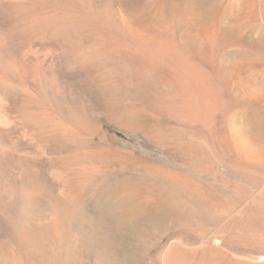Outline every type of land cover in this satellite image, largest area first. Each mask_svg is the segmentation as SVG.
Masks as SVG:
<instances>
[{
  "label": "bare ground",
  "instance_id": "bare-ground-1",
  "mask_svg": "<svg viewBox=\"0 0 264 264\" xmlns=\"http://www.w3.org/2000/svg\"><path fill=\"white\" fill-rule=\"evenodd\" d=\"M219 1L0 0V264L80 263L89 251L118 263L127 214L148 208L186 226L228 220L237 246L264 250V32L245 33L264 23V0L217 13ZM105 121L183 172H116L127 158L96 142L110 137ZM62 152L86 175L55 192L44 172ZM211 242L174 243L161 263L264 264Z\"/></svg>",
  "mask_w": 264,
  "mask_h": 264
},
{
  "label": "rangeland",
  "instance_id": "rangeland-1",
  "mask_svg": "<svg viewBox=\"0 0 264 264\" xmlns=\"http://www.w3.org/2000/svg\"><path fill=\"white\" fill-rule=\"evenodd\" d=\"M233 4H235V0H220L218 5H216L217 8V9L215 8L216 12L224 13L228 11ZM263 18L264 16L261 19L263 20ZM254 23L255 24H252V26L249 27L251 30L246 29L247 31L248 30L250 31L245 32L244 30V32L247 33L246 36L250 34L252 35L253 33L258 34L256 33L258 31H260L261 33L262 31L264 32V27H263L264 25L261 27V25L264 23H262L261 20L260 21L257 20V22ZM258 23H262V24H258ZM258 62L257 63L261 64V66L259 65L258 68V64L256 63L255 67L257 70L262 71L261 69H264V67H262L264 61H258ZM238 84L239 86H242L243 81L242 83L241 80L240 82L238 81ZM104 127L110 132L109 139L102 141L97 138L96 142L101 143L103 145H107L109 147L111 146L118 147L120 151L127 158L125 162L113 166L116 172H120V174L125 175V177L136 175L142 172L144 168L147 167L159 168V169L167 168V170H171L177 173L183 172L180 168V161H179L180 159L177 156L173 155L172 153H168V152L166 153V151L163 152L161 149L154 147L153 144H149L145 142L138 135L130 133L126 130L119 129L106 121L104 122ZM64 156L65 155L63 152L58 155L56 154L57 158L55 157L54 161L51 162L50 167L46 169V171L49 172L48 173L46 171H45L46 173L44 172V175L46 177L51 178L54 182H57V184L55 185L56 186L58 185L57 186L58 188H56L55 186V190H54L55 192H62L66 188L67 189L65 191L72 190L77 185L79 180L85 178L86 175V173H83L84 171L81 170L78 166H74L72 164L67 163L66 159H64ZM137 187H139L141 190V196H144L146 194L145 193V190L147 189L146 186H137ZM166 187L167 186H157V187L151 186L152 193L160 195L166 190H168L169 186L167 189ZM149 209L150 208L147 209L148 212L145 213L144 215L145 217L144 218L142 217L143 220H141L142 218L139 220L135 219V221L139 223L138 225L136 222H134V218L131 216V213L129 212L130 215L127 214L128 218H126V220L132 221V223H130L131 225H129V229H128L129 231L127 230L126 232L127 235L125 236L126 239L121 240L122 243H119V248L121 253L119 259L117 260L118 263L115 264H119L120 261H121L120 264H127V263L128 264H136V263L162 264L161 254L165 252V250H167L169 246L174 243H179V246L186 251L201 252L207 249V245H208L207 243H210V241H212L211 244L212 243L213 245L216 244L215 246L217 247V249H219L220 251H222L223 253L227 254L228 256H230L232 259L235 260L238 259V260L247 261L251 257H254L260 253L262 254L264 253V250L259 249V247L256 246L254 247V249L252 248L253 246L251 245L248 246L246 244H241L240 246L239 245L237 246L235 240H232V234L233 232H235V229L231 227L234 226H232L233 225L232 224L230 227V225L228 224V220L226 221L223 220L222 222L220 221L219 223L209 222L202 225L199 224L196 226H186L183 225V223L180 221L181 218L178 216H173V215L158 216L156 213L155 214L152 213V211H150ZM110 221L111 219H109V223ZM226 228H228V230ZM147 229H149L150 231ZM208 229L209 230L212 229V230H210L209 232ZM129 238L132 239L130 240ZM89 252H87V254H92V255L88 256L87 254H84L85 259H83L84 258L83 257L82 260H80L81 264L84 263L96 264L95 259L97 258V256ZM125 258L127 259L125 260ZM77 262L78 261L73 263L71 262L70 264H74V263L80 264L79 262L78 263ZM108 264H112V263L109 262Z\"/></svg>",
  "mask_w": 264,
  "mask_h": 264
}]
</instances>
